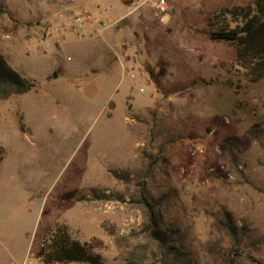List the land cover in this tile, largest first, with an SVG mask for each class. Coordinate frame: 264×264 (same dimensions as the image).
<instances>
[{
	"label": "rangeland",
	"instance_id": "1",
	"mask_svg": "<svg viewBox=\"0 0 264 264\" xmlns=\"http://www.w3.org/2000/svg\"><path fill=\"white\" fill-rule=\"evenodd\" d=\"M108 1L111 22L125 7ZM250 1L169 0L167 13L144 7L110 27L115 49L93 38L96 49L55 55L36 43L65 0H0V55L36 83L0 99V264H42L54 224L103 264H165L141 233L139 183L197 264H227L223 209L251 237L235 264H264V131L249 138L264 130V78L223 86L232 48L206 29L216 9ZM228 138L243 147L237 164L222 158Z\"/></svg>",
	"mask_w": 264,
	"mask_h": 264
},
{
	"label": "trees",
	"instance_id": "2",
	"mask_svg": "<svg viewBox=\"0 0 264 264\" xmlns=\"http://www.w3.org/2000/svg\"><path fill=\"white\" fill-rule=\"evenodd\" d=\"M206 29L211 41L225 42L232 48L233 61L229 64L220 63L227 76L220 82L223 86L237 92L241 88L240 79L256 83L264 78V0L222 6L207 17ZM229 76L236 78V81ZM35 86V81L22 77L0 55V99L22 96ZM263 131L260 127H253L249 138L258 140ZM242 152L243 147L235 138L226 139L221 150L223 160L231 164H237ZM161 200L151 198L145 185L138 184L136 199L132 202L143 212L142 235L155 245L162 263L197 264L195 254L184 250L178 230L164 228L160 213ZM214 226L230 238L226 261L227 264H235V259L242 255V244L251 238L249 229L239 226L231 213L224 209L219 212ZM256 242L251 240L250 244L255 246ZM90 249L89 243L74 239L65 224H54L42 235L40 260L42 264H103L100 255L91 253Z\"/></svg>",
	"mask_w": 264,
	"mask_h": 264
},
{
	"label": "built area",
	"instance_id": "3",
	"mask_svg": "<svg viewBox=\"0 0 264 264\" xmlns=\"http://www.w3.org/2000/svg\"><path fill=\"white\" fill-rule=\"evenodd\" d=\"M79 1H100V0H65V4L61 7L60 12H56V21L45 32L42 40L36 43V48L41 50L45 47V43L55 41H63L68 35L75 39H84L85 37H99L104 38V34L110 27H115L125 20L130 15L138 12L144 7H149L155 10L158 14H164L170 11L169 0H111L112 2L119 1L125 6L123 13L117 15L112 22H96L89 30L88 25L94 20L93 13L87 5H80ZM104 1V0H101ZM105 12L108 16L111 15L110 6H107ZM130 29V26L127 27ZM5 38H9L8 35ZM107 44V43H106ZM110 48V44H107ZM123 43L120 45V47ZM115 49V44L112 45ZM115 55L118 57L117 51L114 50ZM66 59L69 60V57ZM128 70V67L125 68Z\"/></svg>",
	"mask_w": 264,
	"mask_h": 264
},
{
	"label": "crops",
	"instance_id": "4",
	"mask_svg": "<svg viewBox=\"0 0 264 264\" xmlns=\"http://www.w3.org/2000/svg\"><path fill=\"white\" fill-rule=\"evenodd\" d=\"M79 2H80V5L89 6V8H91V12L93 13L94 20L91 23L92 25H88L87 26V30H89V28H91L98 21H100V22H106L107 20L110 21V16L111 15L108 16L106 14L105 10H104L110 4V2L108 0H104V1H101V0L100 1H90V2L79 1ZM113 4H114V6L116 8L119 5H122V3H120L119 1L113 2ZM124 10H125V8L123 9V11ZM118 13H120V11H116L115 13H112V15L114 17H116L117 15H119ZM113 19H112V21H113ZM93 38H97L98 40H101L105 44L106 43L110 44V41H113L114 44H116L117 43V39L119 38V36H118V34L116 32L110 31V29H108L107 32L104 34V38L103 39H101L99 37H96V36L87 37L86 40L85 39H75V38L71 37L70 35H68L61 42L60 41L51 42L49 44V48H50L51 51H53L55 53V55H58V54L60 55V54H62L64 52L65 53H69L71 55L73 53H75V52H82L84 54L86 49H89V48L90 49H96V48H98V45L93 43V41H92V40H94ZM124 39H126V38H124ZM118 50H119V52H122V48L121 47H119ZM53 54H51V55H53ZM64 65H65V61L61 60L60 58L58 60H56V59L53 60V65H52L53 68H54V66L63 67ZM80 65H81L80 62L76 63L75 66L74 65L69 66V69L71 70V69L79 68ZM124 73L125 72H121V74H124Z\"/></svg>",
	"mask_w": 264,
	"mask_h": 264
}]
</instances>
